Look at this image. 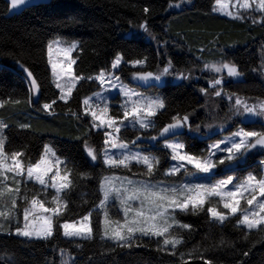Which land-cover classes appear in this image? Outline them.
Listing matches in <instances>:
<instances>
[{"label": "trees", "instance_id": "1", "mask_svg": "<svg viewBox=\"0 0 264 264\" xmlns=\"http://www.w3.org/2000/svg\"><path fill=\"white\" fill-rule=\"evenodd\" d=\"M215 1L43 0L24 10H14L8 0H0V119L8 124L4 132L7 137L5 150L25 152L36 160L44 146L51 144L57 156L67 157L72 162L68 167L72 169L74 187L67 197L68 208L60 223L64 219L78 220L98 205L102 198L97 190L99 177L113 174L104 171L99 156L97 162H92L84 149L87 139L89 146H95L99 153L101 134L92 130L93 134L86 137L89 119H74L68 112L71 109L78 115L83 114V99L99 89L97 81L88 77L97 75L102 69L109 70L117 54H123L124 60L148 57L143 68L130 67L123 62L118 71L125 79L135 71L155 72L169 58L178 69L186 73L191 69L192 75L199 77L166 82L151 89L167 98L166 110L157 113L158 127L171 122L172 116L194 110L195 116L190 117L194 123H219L225 119L237 96L248 102L264 100V26L259 22L252 24L251 19L237 21L212 12ZM176 4L180 6L169 7ZM145 7L150 9L148 13L143 12ZM145 19L149 22L148 32L138 27ZM54 37L79 45L73 53L74 73L82 79L67 102L58 99L59 91L53 84L47 60V42ZM201 48L205 51H197ZM221 50L225 59L239 65L242 72L239 78L225 75L224 93L234 94L231 101L226 96L221 99L212 95L209 81L213 75L206 70L200 71L202 61H218ZM25 68L33 73L38 91L30 92ZM200 88L209 90L207 97L199 92ZM29 96L32 106H29ZM52 100H56L52 108L56 115L36 110ZM117 112L118 107H111L112 115ZM21 124L30 127L21 128ZM238 126L249 129L241 118H236L228 121L222 132L216 127V134L210 138L194 135L191 138L181 136L180 140L186 143V150L199 154L209 142L230 134ZM257 128L260 129V124ZM136 135L138 133L131 129L120 132L124 141ZM149 149L161 157V168L166 169L170 158L160 143ZM259 159V154L252 156L239 174L246 175L247 171L258 174ZM144 171L143 167L134 166L131 173L121 170L119 173L136 172L139 176ZM79 173L91 176L81 179ZM21 187L24 191V186ZM27 189L29 196L40 190L39 185L31 181ZM109 210L120 215L113 204ZM102 215L103 210L93 212L94 236L91 240L65 238L62 230L47 241L0 234V264H5L10 257L18 264H61L62 260H67L68 264H181L189 260L192 264H205L208 260L213 264H264V231L241 229L234 219L220 225L212 222L204 212L179 215L177 218L182 223L191 224L193 228L176 230L175 234L183 236L184 243L177 246L176 255H173L171 246L163 248L162 237H144L137 241L139 246L132 248L102 240L98 223ZM0 223L5 222L0 218ZM180 253L185 254L183 259Z\"/></svg>", "mask_w": 264, "mask_h": 264}, {"label": "snow or ice", "instance_id": "2", "mask_svg": "<svg viewBox=\"0 0 264 264\" xmlns=\"http://www.w3.org/2000/svg\"><path fill=\"white\" fill-rule=\"evenodd\" d=\"M25 3L26 0H10V7L15 9ZM237 4L239 8L245 10L258 9L259 21L255 16L246 17L241 14L239 8L235 13L228 11L225 14L237 21L251 19L252 24L259 22L264 26V0H255V5L252 0H237ZM216 5H221L220 10H223L227 0H216ZM179 6L169 5L177 8ZM216 10L214 5L213 11ZM149 11L148 7L143 9L144 13ZM148 23L145 19L138 27L148 32ZM53 43L58 45L56 51L63 53L67 58L62 64H58L52 58ZM59 44L58 40L49 42L47 56L52 75L57 80L65 79L64 84L57 82L55 87L60 89L58 99L67 102L72 98L76 82L82 79L72 71V66L76 63V60L72 59V52L79 45L76 42H66V47H59ZM164 44L166 46L167 41ZM197 51L203 52L205 49ZM196 59L201 60V57ZM122 61L133 67L143 68L148 57L124 60L123 54H117L112 62V69H116ZM204 70L214 74L209 81L212 95L221 99L226 96L229 101L233 100L234 94L224 93L227 83L225 73L228 78L241 77L239 65L228 62L221 50V58L218 61H202L200 71ZM24 71L27 74L30 92L38 91L39 86L33 73L27 68ZM170 76L178 81L199 79L192 75L191 69L186 73L175 67L169 58L166 64L162 68L158 67L155 72L142 70L133 72L132 79L137 82V87L125 84L117 76L108 77V80L115 81L110 87L118 88L117 95L122 96L119 104L111 105L120 109L116 114H110L108 97L101 92L83 99L82 115L69 109L68 114L74 119L90 117L88 132L84 135L87 137L93 134V129L97 130L102 136V146L98 153L95 146H89L85 139L84 149L92 162H97L99 156L104 171L113 173L101 174L97 190L102 194V198L99 199L98 205L79 220L64 219V222L60 223L68 208L67 197L74 187L71 179L72 169L68 167L72 162L67 157L57 156L51 144L44 146L43 153L36 160L28 157L25 152H7L5 150L7 137L4 132L8 124L0 120V202L6 199L8 208L7 211L0 210V218L7 221L6 224L0 223V234L26 240L47 241L54 239L62 230L63 237L91 240L94 236L91 219L93 212L103 210L104 218L98 222L102 230L100 237L102 240L108 239L117 246L132 248L134 245L139 246L137 241H142L144 237H163V248L171 246L173 255H176L177 246L184 243L183 236L175 234L176 230L193 228L191 224L182 223L177 218L179 215L204 212L210 216L212 222L220 225L234 219L236 226L241 229L264 231V100L258 99L256 103L249 104L237 96L234 104L229 106L225 119L219 123H194L190 119L195 116L194 110L184 115L172 116L171 122L158 127L157 113L166 110L167 98L162 93L148 94L138 91L137 88L160 87L167 82L165 78ZM95 79L103 86L106 83L105 71L102 69ZM199 92L205 97L209 94V90L205 88H200ZM28 102L29 106H32L31 96ZM54 104L56 100H52L51 103L45 102L36 110L54 116L56 115L52 111ZM204 107L208 108L207 103ZM206 115H209L207 111ZM249 117L259 118L260 130H247L238 126L237 130L229 135H222L220 139L213 140L205 149H201L199 154H194L190 149L186 150V143L180 140L181 136L191 138L196 134L210 138V135L216 134L214 131L216 127L222 132L228 121L236 118L247 120ZM20 127L28 128L30 125L21 124ZM121 129L125 132L131 129L138 135L129 141H120L118 134ZM161 141L163 150L170 158L169 167L166 169L161 168V157L151 152L148 147ZM257 154L261 157L257 162L258 174L247 171L246 175H240L247 161ZM134 166H142L145 169L138 178H133L136 176L134 173L130 176L114 174L115 170L131 173ZM90 176V173H79L78 178L85 179ZM30 181L39 185L40 189L31 196L28 195L27 189V183ZM110 202L118 204V211L123 213L122 223L119 220H110L108 214ZM244 238L247 239V235ZM184 255L180 253L181 259ZM5 264L18 262L10 257ZM61 264L68 262L62 260ZM207 264H213V261L208 260Z\"/></svg>", "mask_w": 264, "mask_h": 264}, {"label": "rangeland", "instance_id": "3", "mask_svg": "<svg viewBox=\"0 0 264 264\" xmlns=\"http://www.w3.org/2000/svg\"><path fill=\"white\" fill-rule=\"evenodd\" d=\"M252 2H253V4L255 5V0H252ZM214 5L216 6V8H217V10L216 11H213V7H212V12H214V13H217V14H220V15H222V16H225V17H228V18H232L233 19V17H230V16H228V15H226L225 13L226 12H228V11H231V12H233V13H235L236 11H237V9L239 8V5L237 4V0H227V5H226V7H223V10H220L221 9V5H216V1L214 2ZM213 5V6H214ZM239 11L241 12V14H243V15H249L250 17L253 15V16H255V18L259 21V18H260V16H259V11H258V9L256 10V11H251V10H245V9H243V8H239ZM149 38V37H148ZM60 41V44H59V47H66L67 46V44H66V42L67 41H64L63 39H61V38H59V37H54V38H52V39H50L48 42H47V44L49 43V42H51V41ZM73 42H75V41H73ZM67 43H71V42H67ZM77 43V42H76ZM58 47V45L57 44H55V43H53V56H52V58H53V60L55 61V62H57L58 64H62V63H64L65 61H66V57L63 55V53H61V52H58V51H56V48ZM76 50V49H75ZM74 50V51H75ZM74 51L72 52V59H75L74 57H73V53H74ZM47 60H48V56H47ZM122 63H123V61H122ZM122 63H121V65H122ZM48 65H49V67H50V70H51V65L48 63ZM121 65H119L116 69H112V67L109 69V70H107V71H105V76H106V83L102 86L101 85V83H100V81L99 80H97V79H95V77H97L98 75H99V73L97 74V75H95V76H92V79H95L96 81H97V83L99 84V89L95 92V93H97V92H101L103 95H106L107 97H108V100H109V104H110V112H111V105H114V104H119L120 102H121V100H122V96H119V95H117V93L119 92V89L118 88H112V87H110V85L112 84V83H114L115 81L114 80H108V77L109 76H117V77H119L120 78V80H122L125 84H128V85H130L131 87H137V82H134L133 81V79H132V73H130L129 74V77H128V79H125L122 75H121V71L119 72L118 70H120V68H121ZM130 67H133L132 65H130V64H128ZM134 68H141L140 66H136V67H134ZM72 71H73V74L75 75V73H74V65L72 66ZM207 71V70H206ZM210 73V72H209ZM211 75H214V74H212V73H210ZM225 75H226V73H225ZM51 76H52V81H53V84L55 85L57 82H59V83H61V84H64L65 83V79H63V78H61V79H59V80H57V78H55L53 75H52V70H51ZM165 80L167 81V82H175V81H177L176 79H175V77H166L165 78ZM80 81V80H79ZM79 81H77L76 82V85L79 83ZM153 83H156V82H153ZM146 87H144V88H137V90L138 91H143V92H147L148 94H152L153 93V91H151V89L152 88H147V89H145ZM58 91H59V93H60V89H57ZM74 90V89H73ZM94 94V93H93ZM93 94H91V95H89V96H93ZM88 96V97H89ZM246 102H248V101H246ZM257 101H254V102H248L249 104H252V103H256ZM120 111V109L118 108V112ZM111 114V113H110ZM86 118H88L89 119V121H90V117H86ZM191 119V118H190ZM1 120V119H0ZM243 123L244 124H247V126H249V129H247V130H253V129H255V130H260V129H258L257 128V125L258 124H260V121H259V118H253V117H249L247 120H243ZM94 131H97V130H95V129H93ZM237 130V129H236ZM235 130V131H236ZM234 132V131H233ZM227 135H229V134H224L223 136H227ZM118 136H119V139H120V141H124L121 137H120V133L118 134ZM196 136L198 137L199 135L198 134H196ZM222 136V135H221ZM221 136H220V138H221ZM200 137V136H199ZM219 138V139H220ZM218 140V139H217ZM212 142V141H211ZM211 142H209V143H211ZM160 147H162V141L160 142ZM113 151H115V150H113ZM87 153V152H86ZM89 157V156H88ZM51 158V157H50ZM90 158V157H89ZM98 161V160H97ZM169 162H170V159L168 160V163H167V166H166V168L167 167H169ZM61 167H63V166H61ZM142 167V166H141ZM132 170V169H131ZM120 171V170H119ZM119 171H117V173H114L115 175H118V176H130V175H126V174H120L119 173ZM134 174H136V176L135 177H133V178H138L139 176L137 175V173L136 172H133ZM112 175V174H111ZM160 179H163V177H159ZM247 195V194H246ZM213 203H215V201H213ZM110 204H113V205H115V209L118 211V204H114V203H112V202H110L109 203V206H110ZM6 205H7V200L5 199L3 202H0V210H5V211H7L8 210V208L6 207ZM109 206H108V214H109V218H110V220L111 221H120L121 223L123 222V213H122V211H118L119 212V214L120 215H117V214H112L111 212H110V210H109ZM242 206H244V202L242 201ZM114 210V209H113ZM103 218H104V215H102V220H103ZM1 220H3L4 222H5V224L7 223V221H5L3 218H1ZM113 226H115V224H113ZM66 238V237H65ZM163 238V237H162ZM68 239H76V238H68Z\"/></svg>", "mask_w": 264, "mask_h": 264}, {"label": "water", "instance_id": "4", "mask_svg": "<svg viewBox=\"0 0 264 264\" xmlns=\"http://www.w3.org/2000/svg\"><path fill=\"white\" fill-rule=\"evenodd\" d=\"M9 3H10V0H8ZM43 0H26V3L24 5H21L17 8H15L14 10H24L26 9L27 7H29L30 5L32 4H36V3H39V2H42ZM153 146V145H152ZM193 261L189 260V261H186V262H183L181 264H192ZM205 264H207V262H205Z\"/></svg>", "mask_w": 264, "mask_h": 264}, {"label": "bare ground", "instance_id": "5", "mask_svg": "<svg viewBox=\"0 0 264 264\" xmlns=\"http://www.w3.org/2000/svg\"><path fill=\"white\" fill-rule=\"evenodd\" d=\"M95 92H96V91H95ZM95 92H94V93H95ZM80 219H81V218H80ZM78 220H79V219H78Z\"/></svg>", "mask_w": 264, "mask_h": 264}]
</instances>
